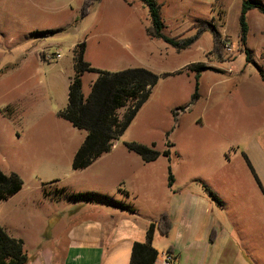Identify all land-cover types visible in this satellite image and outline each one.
Returning a JSON list of instances; mask_svg holds the SVG:
<instances>
[{
    "label": "rangeland",
    "instance_id": "rangeland-1",
    "mask_svg": "<svg viewBox=\"0 0 264 264\" xmlns=\"http://www.w3.org/2000/svg\"><path fill=\"white\" fill-rule=\"evenodd\" d=\"M155 1L163 34L183 40L199 32L191 46L178 51L151 36L149 11L139 0H94L84 16L87 0H0V169L23 183L0 201V226L27 237L46 224L52 207L37 190L41 183L105 195L95 191L99 180H128L145 203L151 194L165 201L171 173L172 180H205L208 193L224 202L219 209L216 199L212 213L214 256H223L228 245L247 264H264V194L248 165L264 189V25L258 11L246 16L257 36L248 41L247 35L243 45L239 18L246 0ZM80 44L91 68L142 67L159 81L112 151L73 171L86 132L59 111ZM97 78L82 74L84 98ZM132 142L160 156L144 162L127 148ZM163 243L159 238V253L166 252Z\"/></svg>",
    "mask_w": 264,
    "mask_h": 264
},
{
    "label": "crops",
    "instance_id": "crops-1",
    "mask_svg": "<svg viewBox=\"0 0 264 264\" xmlns=\"http://www.w3.org/2000/svg\"><path fill=\"white\" fill-rule=\"evenodd\" d=\"M254 11L257 10L248 11L246 16ZM256 13L259 23L264 25L262 14ZM248 26L249 41L256 33L249 22ZM99 181L95 191L105 195L71 193L59 187L58 182L38 186L45 203L52 207L46 224L32 227L27 237L9 234L23 240L26 264H129L133 244L146 241V231L152 222L157 225L153 247L156 248L159 238L164 239V250L171 249L176 264H247L248 261L238 258L228 245L224 247L226 257L214 256L216 241L211 240V232L217 196L208 193L205 180H172L170 185L167 180L165 201L151 194L145 203L139 202V195L131 189L128 180H110L112 185H107L109 180ZM260 185L263 189L262 183ZM69 194H93L94 198L73 201L67 199ZM217 200L218 208L224 207L221 198ZM107 202L109 205H105ZM163 217L170 224L167 234L158 228ZM218 226L220 234L223 228Z\"/></svg>",
    "mask_w": 264,
    "mask_h": 264
},
{
    "label": "trees",
    "instance_id": "trees-1",
    "mask_svg": "<svg viewBox=\"0 0 264 264\" xmlns=\"http://www.w3.org/2000/svg\"><path fill=\"white\" fill-rule=\"evenodd\" d=\"M94 0L85 2L82 15L87 14V7ZM148 9L151 27L148 32L151 36L163 40L176 50H184L191 46L199 37V32L188 39L179 40L162 33L163 24L161 21L159 6L155 0H139ZM256 9L264 15V3L260 0H246L242 3L239 18L240 41L246 44L248 35V23L246 14L248 11ZM83 44L76 47L78 53L74 57L75 75L70 78L66 106L59 111V116L69 122L74 128L86 132L85 139L76 151L72 170L80 171L91 166L97 159L110 152L115 142L124 134L131 124L141 106L148 100L152 89L159 81V76L146 68H129L119 72L100 71L91 68L83 60ZM247 61H250V51H244ZM203 66L197 69V78ZM84 72H94L98 74L97 80L92 84L88 98H84L82 93L81 76ZM170 75V74H166ZM264 82V73L260 72ZM196 96V93L195 95ZM120 110H124L122 115ZM127 148L141 156L144 162L155 161L160 154L152 149L135 142L127 143ZM169 153L165 151L164 156ZM249 168L253 173L258 185L261 188L259 179L253 167L248 161ZM170 173V170H169ZM169 185L172 183V175H169ZM23 186L22 181L15 173L5 174L0 169V201H7L18 192ZM263 194L264 190L261 188ZM63 190H60L62 193ZM93 194H69L67 199L73 201L89 200ZM107 200V198H106ZM112 202L111 200H107ZM168 220L163 217L159 221L158 228L163 234H167L169 229ZM155 222L149 224L146 231V241L144 243H134L132 246L129 264H154L159 257V252L153 247V235ZM212 240V235H211ZM171 254V249L167 250ZM175 259V258H174ZM27 254L24 250V242L21 239L10 236L7 231L0 226V264H26Z\"/></svg>",
    "mask_w": 264,
    "mask_h": 264
},
{
    "label": "built area",
    "instance_id": "built-area-1",
    "mask_svg": "<svg viewBox=\"0 0 264 264\" xmlns=\"http://www.w3.org/2000/svg\"><path fill=\"white\" fill-rule=\"evenodd\" d=\"M60 52L55 54V57L58 59L60 57ZM154 264H176V260L172 256V254L166 252H162L156 262Z\"/></svg>",
    "mask_w": 264,
    "mask_h": 264
}]
</instances>
